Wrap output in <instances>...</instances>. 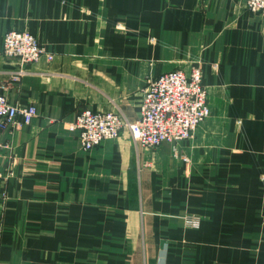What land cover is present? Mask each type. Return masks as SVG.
<instances>
[{
  "label": "crops",
  "instance_id": "0c3cea01",
  "mask_svg": "<svg viewBox=\"0 0 264 264\" xmlns=\"http://www.w3.org/2000/svg\"><path fill=\"white\" fill-rule=\"evenodd\" d=\"M53 55L20 75L4 36ZM203 71L190 140L83 150L84 110L140 118L161 75ZM0 82L33 105L0 127V264H264V14L240 0H0ZM199 220L197 227L186 219Z\"/></svg>",
  "mask_w": 264,
  "mask_h": 264
},
{
  "label": "built area",
  "instance_id": "2783aa9c",
  "mask_svg": "<svg viewBox=\"0 0 264 264\" xmlns=\"http://www.w3.org/2000/svg\"><path fill=\"white\" fill-rule=\"evenodd\" d=\"M240 1L251 13L264 14V0ZM3 55L19 62L21 76L31 64L44 57L48 61L54 58L34 35L25 30H12L5 34ZM9 85L0 82V127L6 130L31 126L38 116L37 108L11 103ZM210 116L203 71L195 66L189 73L178 69L150 81L144 92L138 120H125L120 112L87 109L77 116L71 130L78 132L79 142L85 151L93 150L106 140L120 138L124 129L129 130L136 147L157 149L165 143L177 144L190 140L199 125ZM198 225V219H186V226Z\"/></svg>",
  "mask_w": 264,
  "mask_h": 264
}]
</instances>
